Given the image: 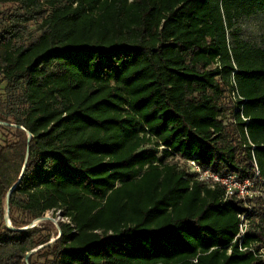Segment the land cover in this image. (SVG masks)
Instances as JSON below:
<instances>
[{
    "label": "trees",
    "instance_id": "obj_1",
    "mask_svg": "<svg viewBox=\"0 0 264 264\" xmlns=\"http://www.w3.org/2000/svg\"><path fill=\"white\" fill-rule=\"evenodd\" d=\"M261 12L264 0H0V128L18 137L0 144V264H264L233 242L246 213L243 244L264 246V195L226 200L188 167L264 187V44L242 27ZM25 163L12 224L52 210L60 234L6 223Z\"/></svg>",
    "mask_w": 264,
    "mask_h": 264
},
{
    "label": "built area",
    "instance_id": "obj_2",
    "mask_svg": "<svg viewBox=\"0 0 264 264\" xmlns=\"http://www.w3.org/2000/svg\"><path fill=\"white\" fill-rule=\"evenodd\" d=\"M188 163L191 169L196 173V176L199 180L207 181L208 183L212 184V186H214L215 183L222 184L225 190L224 198L226 200L233 198L253 199L259 195H264V189L258 190L256 186L259 183L257 184L254 179H242L237 173H229L222 176L209 169H203L194 160H188ZM257 176H259L258 168ZM239 216L241 218L239 231L235 236L233 242L238 244L239 250H253L256 255L262 256L264 258V246L261 247L259 251H256L253 245L245 246L243 244L245 235L251 226V220L247 217L246 213L239 214ZM228 250L229 253H231L232 247H230Z\"/></svg>",
    "mask_w": 264,
    "mask_h": 264
},
{
    "label": "rangeland",
    "instance_id": "obj_3",
    "mask_svg": "<svg viewBox=\"0 0 264 264\" xmlns=\"http://www.w3.org/2000/svg\"><path fill=\"white\" fill-rule=\"evenodd\" d=\"M242 27H243L244 37L252 41H255L257 43L264 44V12H261L260 14L255 16L244 18L242 21ZM31 28L32 30H35L37 28V24L32 23ZM2 124H6V123L2 122ZM17 138L18 137L14 129L0 128V144H6L8 142L16 140ZM188 167H190V165ZM18 168L19 166L16 168V170H14V176L16 175V171L18 170ZM256 187L258 190L264 189L263 185L261 184H258ZM46 216H49V219L38 223L37 226L40 225L41 223L49 222L51 226L54 228V233L59 232L60 234L59 220L62 218V215L60 213L58 215H55L54 212L51 210L46 213ZM31 225H34V223L32 222L30 226Z\"/></svg>",
    "mask_w": 264,
    "mask_h": 264
},
{
    "label": "water",
    "instance_id": "obj_4",
    "mask_svg": "<svg viewBox=\"0 0 264 264\" xmlns=\"http://www.w3.org/2000/svg\"><path fill=\"white\" fill-rule=\"evenodd\" d=\"M0 124H2V122H0ZM28 136H29V138L31 139V137H32V133H31L30 131H28ZM25 167H26V163H25V165H24V168H23V170H22V173H21V176H20L18 182L15 183V184L11 187V189H10V191H9V193H8V199H7V203H8V212H7V216H6V223H7V225H8L10 228H12V229H17V230H25V229H28V228H31V227H35V226H37L38 223H40V222H42V221H44V220L49 219V216H46V215H45L44 217L38 218V219H36L35 221H33L34 225H31V226L28 225V226H25V227H15V226L12 224L11 217H10V212H9V211H10L9 196L11 195V192L17 187V185H18V183H19L21 177L23 176V173H24ZM39 220H40V221H39ZM42 247H43V246H40L39 248H37V249L31 251V252L29 253L28 256H30L31 253H35L38 249H40V248H42Z\"/></svg>",
    "mask_w": 264,
    "mask_h": 264
},
{
    "label": "bare ground",
    "instance_id": "obj_5",
    "mask_svg": "<svg viewBox=\"0 0 264 264\" xmlns=\"http://www.w3.org/2000/svg\"><path fill=\"white\" fill-rule=\"evenodd\" d=\"M40 221V220H39Z\"/></svg>",
    "mask_w": 264,
    "mask_h": 264
}]
</instances>
